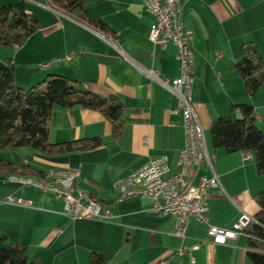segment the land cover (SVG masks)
<instances>
[{
	"label": "crops",
	"instance_id": "obj_1",
	"mask_svg": "<svg viewBox=\"0 0 264 264\" xmlns=\"http://www.w3.org/2000/svg\"><path fill=\"white\" fill-rule=\"evenodd\" d=\"M18 2L35 20L36 30L19 48L0 46V63L13 65L14 85L26 91L51 76L80 82L94 95L116 97L123 106V125L114 139L110 123L99 112L54 108L50 144L99 139L100 146L54 157L28 148L3 151V160L18 166L75 173L76 189L111 218L71 221L59 214L60 204L50 193L21 188L7 181L8 175L0 176V248L4 243L24 245L28 259L38 264H88L91 254L103 258L104 264H249L245 235L237 236L231 247L204 242L190 258L177 257L180 241L172 236V218L150 213L147 200L119 202L113 190L117 181L159 157L167 163L166 177L175 175L184 143L181 117L171 112L169 93L144 73L153 68L159 78L177 77L175 48L162 49L148 41L153 18L143 0H83L82 18L101 21L109 38L61 14L48 0H0V7ZM181 7L193 37L191 108L219 183L206 193V218L210 226L227 229L240 214L254 219V198L264 190V176L256 174L251 156L247 160L245 153L227 155L211 148L209 128L218 118H241L238 108L249 106L264 133V83L249 96L232 67L247 55L245 45L255 46L264 63V0H181ZM66 55H71L70 62H53ZM40 63L51 66L43 71ZM197 174L212 173L202 163ZM9 198L30 201L31 207L7 203ZM205 229L190 221L183 244L204 240Z\"/></svg>",
	"mask_w": 264,
	"mask_h": 264
},
{
	"label": "trees",
	"instance_id": "obj_2",
	"mask_svg": "<svg viewBox=\"0 0 264 264\" xmlns=\"http://www.w3.org/2000/svg\"><path fill=\"white\" fill-rule=\"evenodd\" d=\"M61 14L86 25L108 37L107 27L99 20L82 18L83 0H48ZM36 22L21 2L0 7V46L19 48L35 32ZM247 55L233 64L249 96L259 91L264 83V63L253 45H245ZM54 108L99 112L111 125V135L118 139L123 125V106L116 97H100L89 92L83 84L61 77H48L42 84L21 90L13 82V65L0 63V152L28 148L47 157L84 152L100 146L99 139L79 140L52 145L48 142L49 121ZM241 118L215 119L209 128V145L225 154L247 153L255 172L264 176V133L256 125L252 108L240 106ZM43 178L44 172L28 166L0 160V176ZM257 214L243 234L246 238V256L249 264H264V190L254 198ZM97 255L89 256L88 264H104ZM0 264H38L30 261L27 249L21 244H3Z\"/></svg>",
	"mask_w": 264,
	"mask_h": 264
},
{
	"label": "built area",
	"instance_id": "obj_3",
	"mask_svg": "<svg viewBox=\"0 0 264 264\" xmlns=\"http://www.w3.org/2000/svg\"><path fill=\"white\" fill-rule=\"evenodd\" d=\"M143 7L145 12L153 18L148 41L162 49L172 45L176 50V78L172 80L159 78L158 72L153 68L144 73L149 81L156 82L169 93L173 102L171 112L181 117L184 143L178 152L176 164L179 170L175 175L166 177L167 163L163 157H159L146 161L139 169L117 181L113 185V190L119 202L130 199L147 200L152 204L150 213L160 218L166 216L172 218V236L180 241V246L175 251L177 257L190 258V255L204 242L214 246L231 247L235 238L244 235L243 230L253 223L254 219L240 214L236 222L227 229L212 227L207 222L206 193L208 190L219 188V183L212 171L203 135L191 108L194 80L192 33L184 25L179 0H143ZM168 19H175V26H168ZM63 61L70 62L71 55L53 62ZM50 66L51 63L38 64V68L43 71L48 70ZM143 141L146 144L147 139ZM244 158L248 160L250 155L245 153ZM202 163H206L211 171L210 177L197 174ZM47 172H49V179L52 180V188L36 191L50 193L60 204L61 216L71 221L102 222L111 218L107 210L87 205V199L80 195V191L70 193V190L65 189V182H75V173L60 170ZM6 202L22 208L31 207L30 201L21 199L9 198ZM190 221L205 226V238L199 243L185 246L183 242ZM56 233L60 234V231L56 230ZM157 264H167V262L161 261Z\"/></svg>",
	"mask_w": 264,
	"mask_h": 264
},
{
	"label": "bare ground",
	"instance_id": "obj_4",
	"mask_svg": "<svg viewBox=\"0 0 264 264\" xmlns=\"http://www.w3.org/2000/svg\"><path fill=\"white\" fill-rule=\"evenodd\" d=\"M179 6H181V0H179ZM168 26H175V19H168ZM192 33V32H191ZM7 181L14 182L18 184V186H24L33 190H43V189H51L52 188V180L49 179V172H45L42 179H32L28 177H16L9 176L7 177ZM65 189L70 190V193H79V191L75 187V182H65ZM81 196H85L87 199V205L92 208H100L101 206L89 195L80 192Z\"/></svg>",
	"mask_w": 264,
	"mask_h": 264
},
{
	"label": "rangeland",
	"instance_id": "obj_5",
	"mask_svg": "<svg viewBox=\"0 0 264 264\" xmlns=\"http://www.w3.org/2000/svg\"><path fill=\"white\" fill-rule=\"evenodd\" d=\"M23 150H25V149H20V150H18V151H23ZM9 150H6V153H10V152H8ZM11 151V150H10ZM0 159L1 160H3V159H6V155H5V153L4 152H0Z\"/></svg>",
	"mask_w": 264,
	"mask_h": 264
}]
</instances>
